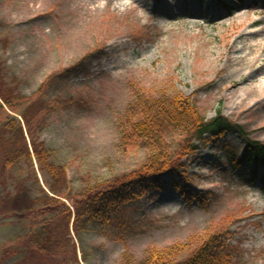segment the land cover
<instances>
[{
    "label": "rangeland",
    "instance_id": "374dc122",
    "mask_svg": "<svg viewBox=\"0 0 264 264\" xmlns=\"http://www.w3.org/2000/svg\"><path fill=\"white\" fill-rule=\"evenodd\" d=\"M218 1L0 0V86L28 97L21 108L38 94L60 102L33 123L37 140L52 150L49 160L66 168L61 191L96 190L146 163L154 139H141L121 123L129 105L133 113L141 108L137 92L182 91L206 118L221 108L264 143V51L258 72L246 74L257 55L239 64L253 42L264 41V32L249 34L264 30V0ZM139 29L150 36L135 42ZM84 57L75 73H64ZM165 137L181 159L188 176L181 185L188 189H173L166 177L164 189L139 192L128 208L133 231L124 238L123 226L117 237L94 222L67 228L62 213H47L40 217L47 223H39L33 211L42 189L49 192L51 174L36 158L4 168L0 148V264H144L153 250L182 260L222 226L228 227L222 241L235 247L229 251L234 264H264L263 169L251 181L253 166L229 165L243 154L241 137L229 133L185 157L177 150L182 133Z\"/></svg>",
    "mask_w": 264,
    "mask_h": 264
},
{
    "label": "trees",
    "instance_id": "16d2710c",
    "mask_svg": "<svg viewBox=\"0 0 264 264\" xmlns=\"http://www.w3.org/2000/svg\"><path fill=\"white\" fill-rule=\"evenodd\" d=\"M134 33L136 37L141 34V30H136ZM84 60L85 57L64 73L73 74L79 66H82ZM40 90L41 87L39 92ZM38 96L35 100L28 102L26 107L21 108L23 99L28 97L13 94L0 86V148L6 151L4 168L14 166L22 159L36 158L40 167L51 174L52 182L49 184V192L42 189L43 195L38 198L41 206L33 211L37 213L39 223L43 222L44 225L47 221L40 217L47 213H54L51 216L54 218L62 213L65 216L67 228L72 227L78 230L79 222H94L102 227L107 226L113 231L112 236L117 237L116 230L122 226L128 232L125 230L123 234L121 232V237L124 238L125 234L131 233L133 230L128 229L131 227L128 208L129 203L136 200L139 192L142 194L150 187L163 188L167 175L170 176L171 187L187 189L180 185V181L186 180L183 164L179 163L181 159L173 157L172 150L165 141V135L168 132L182 133L184 139L179 140L177 147L181 157L194 154L199 148L198 144H206L210 139L222 140L228 133L236 132L244 140V152L241 157L233 155L230 158L229 164L232 169L243 165H253V179L261 167L264 170V143L252 139L250 132L225 116L221 108L217 110L214 117L208 119L201 113L191 96L167 87L162 88L157 95L137 92L136 101L141 108L133 113L132 110L136 107L133 104L129 105V114L124 115L121 121V123L125 121L126 126L132 125L130 132L137 137L141 139L152 137L157 144L146 163L129 173L116 177L96 190L87 188L72 195L69 190L61 191L66 180V168L62 164H55L49 160L52 150L50 151L44 143L37 140L35 123H33V118L36 120L41 115L48 114L50 109L59 108L60 102L52 104L51 101L40 97V94ZM44 111H46L45 114H43ZM72 196L73 203L70 205L68 199ZM208 203H210L208 199L202 202L203 205ZM238 217L239 215L232 216V222L237 221ZM221 228L210 230L202 242L182 260H172L169 257L165 259L166 254L162 250H153L150 259L147 258L144 264H234L229 251L235 247L230 246L232 248L229 250V246L222 241V236L228 227ZM29 234L26 235V239ZM30 245L42 253L46 250L41 242L31 241ZM170 250H164V252ZM176 251L180 252L179 249Z\"/></svg>",
    "mask_w": 264,
    "mask_h": 264
},
{
    "label": "bare ground",
    "instance_id": "6f19581e",
    "mask_svg": "<svg viewBox=\"0 0 264 264\" xmlns=\"http://www.w3.org/2000/svg\"><path fill=\"white\" fill-rule=\"evenodd\" d=\"M253 23H255V21ZM262 32H264V30L260 29L259 31L257 30L255 32H251L249 34L251 36H256V35H259L257 33H262ZM262 51H264V41L253 42L250 45L249 53H247V55H244L239 59V64H243L245 62V60L247 59V57H249L250 54L257 55V56H254L255 57V58H253L254 60H251L250 65H249V71L246 73L247 75L254 74L255 72H258L260 69H262V67L264 68V64L262 65V67L256 66V64L258 62L256 60L260 59V57L262 56L261 55ZM240 72L242 73L243 71L241 70ZM259 89H260L259 92L261 93L260 97H261V99H264V82L262 83V86ZM253 92L254 91H252V93ZM244 95H247V91L244 92Z\"/></svg>",
    "mask_w": 264,
    "mask_h": 264
}]
</instances>
